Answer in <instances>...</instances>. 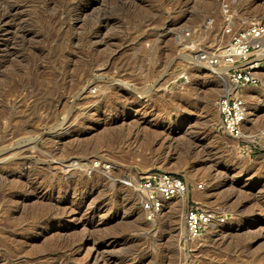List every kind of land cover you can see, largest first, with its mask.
Returning <instances> with one entry per match:
<instances>
[{
    "label": "rangeland",
    "instance_id": "1",
    "mask_svg": "<svg viewBox=\"0 0 264 264\" xmlns=\"http://www.w3.org/2000/svg\"><path fill=\"white\" fill-rule=\"evenodd\" d=\"M224 4L264 22V0H0V264H85L103 242L111 264H264V81L242 140L218 130V72L174 82L181 32L209 19L213 44ZM150 170L184 178L225 223L191 242L185 201L145 223L134 183Z\"/></svg>",
    "mask_w": 264,
    "mask_h": 264
},
{
    "label": "built area",
    "instance_id": "2",
    "mask_svg": "<svg viewBox=\"0 0 264 264\" xmlns=\"http://www.w3.org/2000/svg\"><path fill=\"white\" fill-rule=\"evenodd\" d=\"M222 11V33L213 44L208 42L213 29L209 19L197 31L188 28L181 32L188 44L182 54L185 60L181 74L174 82L181 89L190 81L191 70L204 69L214 74L215 69L226 70V96L217 102L218 130L226 137L242 140L248 109L244 90L258 88L264 81V22L258 20L242 26L228 4L223 5ZM92 167L93 170L101 167L104 171L112 169L111 165H102L101 162H94ZM134 189L147 224L159 219L175 198L182 197L188 205L184 224L191 242L202 241L213 227H219L226 221L223 214L199 207L190 184L176 174L150 170L136 179ZM196 189L202 191L203 184Z\"/></svg>",
    "mask_w": 264,
    "mask_h": 264
},
{
    "label": "bare ground",
    "instance_id": "3",
    "mask_svg": "<svg viewBox=\"0 0 264 264\" xmlns=\"http://www.w3.org/2000/svg\"><path fill=\"white\" fill-rule=\"evenodd\" d=\"M88 4V3H87ZM19 6V5H18ZM88 6V5H87ZM14 9V8H13ZM15 10V9H14ZM15 11H18V9L17 10H15ZM7 12H8V10H7ZM13 12V11H12ZM12 12H10V13H12ZM22 12V11H21ZM24 12V11H23ZM9 13V14H10ZM14 13H16V12H14ZM18 13V12H17ZM4 15V14H3ZM16 15H18V14H16ZM10 16H11V14H10ZM13 17H14V15H13ZM1 19V18H0ZM13 19V18H12ZM7 19L6 18H3L2 20H1V22H0V29H2L0 32H2L3 34H9L12 30H11V25L12 24H10V23H8L7 21H6ZM9 20V19H8ZM22 20V19H21ZM10 21V20H9ZM253 21H258V20H253ZM1 33V34H2ZM5 38V37H4ZM8 42V41H7ZM4 48V47H3ZM8 49V48H7ZM5 58V57H4ZM1 60H0V65H1V63H3L4 62V60H2L3 58H0ZM1 67V66H0ZM89 68V67H88ZM215 71L216 72H218L219 74H217L216 73V75H221V77H223V79L222 80H224V82H225V84L228 82V77H227V75H226V70H220V69H215ZM87 73V72H86ZM223 75V76H222ZM119 85V84H118ZM227 85V84H226ZM226 87V86H225ZM251 89V88H250ZM250 89H246V90H244V93H243V96H244V98L247 100L248 98V93H249V91H250ZM215 90V89H214ZM85 95V94H84ZM235 95H236V93H235ZM224 96H226V92L224 91V93L222 94V96L221 97H224ZM250 101V100H249ZM252 103V102H251ZM254 103V102H253ZM252 103V106H254L253 107V109H255L256 108V104H253ZM249 115H250V113L248 112V110H247V118H246V122H245V124L247 123V120H248V117H249ZM67 119V118H66ZM65 121V120H64ZM219 124H220V122H219ZM244 124V125H245ZM108 131H111V129L110 130H108ZM196 134V133H195ZM59 135V134H58ZM190 135V136H189ZM194 132H189L188 133V136H189V139H187L188 140V142H189V146L191 145L192 146V144L194 143V140L192 139V138H194ZM59 138V137H58ZM197 138H198V136H197ZM51 139V138H50ZM195 144H197V143H195ZM194 144V145H195ZM191 151H197V153H204L205 152V147L203 146V145H195V146H193L192 148H191ZM15 152V151H14ZM2 153V154H1ZM0 153V156L1 155H8L9 154V150H7V151H4V152H1ZM17 153V152H16ZM13 154V153H12ZM7 158V157H6ZM9 158V157H8ZM1 160V159H0ZM3 160V159H2ZM7 160V159H6ZM26 163H28V161L27 160H22V162L19 164L20 165V167L21 166H25L26 165ZM77 165V164H76ZM103 186V185H102ZM233 196V195H232ZM231 197V196H230ZM46 198H48V199H52V197H46ZM49 201H51V200H49ZM182 201H184V199L182 198V197H177V198H175L172 202H170L169 204H168V207H166L165 208V210H164V212H163V214H162V216L163 215H165L166 213H168L169 215H171V214H174L175 212H177V208L176 207H173V205L174 206H176V204L177 203H179V202H182ZM226 204V203H225ZM172 206V208H170L169 209V207H171ZM262 211L264 212V204L262 205ZM93 213V212H92ZM57 214V213H56ZM167 214V215H168ZM175 214H177V213H175ZM54 215V214H53ZM87 217H89V215H87ZM90 217H91V215H90ZM252 219V218H251ZM252 224L253 225H255L254 226V228H259V229H263L264 228V226H262V224H259V222L258 221H256L255 220V218L253 219V221H252ZM216 227H213V231H214V229H215ZM184 230V229H183ZM239 231V230H238ZM248 232V231H247ZM184 233V232H183ZM239 233V232H238ZM235 234L236 235H239V234H237L236 232H235ZM235 234H233V233H222L221 234V240H220V242H219V245L220 244H222V243H224L226 240H228V239H230L231 237H233ZM240 234H243V233H240ZM245 234H246V232H245ZM240 237H241V235H240ZM80 242V241H79ZM72 244V243H71ZM106 244H108L107 242H103V243H100V245H102V246H106ZM113 244H116L115 242L113 243ZM113 244H111V245H113ZM110 245V246H111ZM102 246H98V245H96V247H98V248H96L95 249V252L91 255V257H90V259H91V261L90 262H86L85 264H91V262H92V260L93 261H96L95 263L96 264H111V260L109 259V258H106L104 255H102L101 256V254H100V252L98 251L100 248L99 247H102ZM76 247V246H75ZM72 248V247H71ZM74 249H77V248H73V249H71V250H74ZM75 251V250H74ZM78 254V253H77ZM125 261V260H124ZM122 262V261H121ZM119 263L118 262V264H124V263ZM126 262V261H125ZM94 263V262H93ZM94 263V264H95ZM126 264V263H125Z\"/></svg>",
    "mask_w": 264,
    "mask_h": 264
}]
</instances>
